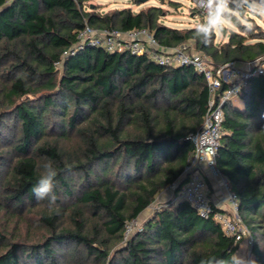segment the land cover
I'll use <instances>...</instances> for the list:
<instances>
[{
  "label": "trees",
  "instance_id": "trees-1",
  "mask_svg": "<svg viewBox=\"0 0 264 264\" xmlns=\"http://www.w3.org/2000/svg\"><path fill=\"white\" fill-rule=\"evenodd\" d=\"M86 1L0 0L2 197L18 211L34 204L32 189L49 160L57 171L56 196L73 194L74 175L87 182L79 203L72 205V226L60 228L64 207L45 210L40 218L49 235L30 245L28 253L13 244L0 252V264H61L57 251L72 245L103 264L229 259L238 247L234 237L213 216L202 217L177 196L193 150L189 136L201 127L211 97L204 75L191 65L165 66L147 53L128 50L85 46L63 59L61 54L86 23L121 31L146 28L162 45L189 44L215 67L264 55V34H245L241 26L242 32L232 31L227 41L216 43L215 33L204 45L194 26L159 21L160 6L104 13ZM11 108L16 128L5 121ZM223 127L217 167L237 193L239 215L254 235L253 259L264 264L263 75L252 77L248 88L225 104ZM54 133L58 137L52 140ZM72 135L76 146L60 144ZM169 189L173 198L125 238L126 221ZM86 211L96 218L91 227ZM111 239L124 241L114 256Z\"/></svg>",
  "mask_w": 264,
  "mask_h": 264
},
{
  "label": "built area",
  "instance_id": "built-area-1",
  "mask_svg": "<svg viewBox=\"0 0 264 264\" xmlns=\"http://www.w3.org/2000/svg\"><path fill=\"white\" fill-rule=\"evenodd\" d=\"M85 46L102 47L110 52L128 50L133 54L147 53L161 65L172 67L191 65L204 75L211 97L201 127L191 135L193 150L184 170L186 180L181 185L177 196L189 201L202 217L213 216L221 225L224 233L234 237L235 244L246 243L250 247L246 260H254L252 254L254 235L240 217L238 195L232 189L227 176L217 167L216 160L224 133V106L248 88L252 77L264 76V55L243 62L229 61L215 67L205 55L191 49L189 44L184 43L175 47L162 45L146 28L121 31L119 29H98L86 23L78 31L77 41L63 51L62 59L74 55ZM61 63V61L55 62L58 66ZM223 84L225 88L220 91ZM204 133L205 135L202 136ZM198 136L202 137L194 141ZM201 157L205 161L213 160L214 162L205 163ZM209 176L217 181L223 191L224 203H228V209H223L221 203L212 199ZM141 229L138 218L127 220L125 238Z\"/></svg>",
  "mask_w": 264,
  "mask_h": 264
},
{
  "label": "rangeland",
  "instance_id": "rangeland-1",
  "mask_svg": "<svg viewBox=\"0 0 264 264\" xmlns=\"http://www.w3.org/2000/svg\"><path fill=\"white\" fill-rule=\"evenodd\" d=\"M86 3H91V6H96L97 11L110 12L115 9H120L123 7H130L134 11H139L141 9H147L154 5L160 6L163 9V14L160 16L159 21L170 26L184 28L194 26L199 23L203 18V12L197 9L194 0H88ZM88 5V4H87ZM248 22L253 25L251 31L253 33L264 34V18L261 17H249ZM243 24L237 25L234 29H225L223 32L216 33V43H223L229 39V35L232 31L242 32ZM245 34L249 33L246 29ZM193 48V47H191ZM32 97V96H31ZM12 108L8 111L10 112L6 118V123L10 124L12 128H16L13 125ZM2 111V103L0 98V112ZM18 130V129H17ZM16 130V131H17ZM54 133L50 139L58 137ZM53 140V139H52ZM77 137L72 135L71 139H61L60 144L64 146H76ZM4 172V169L2 170ZM70 181H72V195L59 193L57 196L56 207H64L61 218V227L72 226L71 221V209L73 204H78V198L81 195V190L86 186L84 178L79 175H74ZM213 189H211V192ZM3 193L0 189V233L3 238L0 239V252L6 251L11 248L13 244H18L19 248H24L27 252L30 249V245L36 244L38 242L44 241L46 236L49 235V231L41 224V214L48 210L52 211L53 208L48 207V201L38 200L36 198L34 204L24 206L22 211H18V208H14L11 204H8V200L2 197ZM173 190L169 189L161 193L157 200L152 203L147 209H145L138 217L139 225L144 226L145 222L152 216L154 211L161 204L167 203L168 200L173 198ZM86 216L89 218V227L94 223L96 218L91 215V213L86 211ZM103 235H106L103 233ZM124 241H115L114 239L109 240L111 255H116L117 251L122 247ZM262 250L264 252V237L260 240ZM244 245V246H243ZM243 246V247H242ZM242 247V249H241ZM74 245L58 250L61 264H103L104 260L95 259L93 256L87 255L84 249L78 247L74 249ZM250 247L246 243H241L235 249V252L239 254L242 259H247V254ZM28 253V252H27ZM26 254V253H25ZM24 254V255H25Z\"/></svg>",
  "mask_w": 264,
  "mask_h": 264
},
{
  "label": "clouds",
  "instance_id": "clouds-1",
  "mask_svg": "<svg viewBox=\"0 0 264 264\" xmlns=\"http://www.w3.org/2000/svg\"><path fill=\"white\" fill-rule=\"evenodd\" d=\"M195 3L203 12L204 18L194 25V32L204 45L210 43L215 33L223 32L226 28L231 30L243 24L246 29L251 30L253 25L248 22L249 17L264 18V0H195ZM204 135L205 133L202 136ZM202 136L196 137L194 141ZM189 139L193 137L190 135ZM41 167L42 174L32 191L38 200L47 199L48 207L51 209L56 207L57 201L53 191L57 171L50 160L44 162ZM200 264H257V262L242 259L237 252H233L229 259L207 257L201 259Z\"/></svg>",
  "mask_w": 264,
  "mask_h": 264
},
{
  "label": "crops",
  "instance_id": "crops-1",
  "mask_svg": "<svg viewBox=\"0 0 264 264\" xmlns=\"http://www.w3.org/2000/svg\"><path fill=\"white\" fill-rule=\"evenodd\" d=\"M208 182L211 185V189H213V191L211 192L212 199L215 202L221 203L223 206V209H228V203L227 202L224 203L225 200L223 199V191L220 189L217 181L213 177L209 176ZM242 247H241V249H242Z\"/></svg>",
  "mask_w": 264,
  "mask_h": 264
}]
</instances>
